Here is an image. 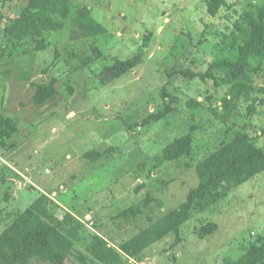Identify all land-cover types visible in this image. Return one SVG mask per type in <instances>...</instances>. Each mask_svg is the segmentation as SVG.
<instances>
[{"label": "rangeland", "instance_id": "obj_1", "mask_svg": "<svg viewBox=\"0 0 264 264\" xmlns=\"http://www.w3.org/2000/svg\"><path fill=\"white\" fill-rule=\"evenodd\" d=\"M72 1L88 6L107 32L72 40L64 27L46 33V47L37 49L31 38L13 40L5 31L27 0H0V118L16 123L0 143V174L9 177L0 196V233L12 214L28 209L42 192L60 202L56 215L72 211L90 231L119 244L178 208L199 184L197 164L219 146L248 133L264 147V57L251 58L250 90L226 120L209 109L213 104L222 112L230 94L231 85L221 80L225 67L213 69L218 84L184 73L235 60L246 14L264 0ZM93 47L105 58L94 59ZM140 48L137 67L107 80L111 57L127 59ZM51 83L55 95L36 104L38 85ZM191 98L201 105L190 108ZM166 101L172 112L144 124ZM188 132L189 155L157 160ZM90 150L101 156L90 159ZM6 190L12 194L8 202L2 198ZM259 238L264 240V171L195 214L181 227L179 241L169 234L140 261L125 258L123 264H225L226 257L237 259ZM87 248L77 240L65 264H81L77 255Z\"/></svg>", "mask_w": 264, "mask_h": 264}, {"label": "trees", "instance_id": "obj_2", "mask_svg": "<svg viewBox=\"0 0 264 264\" xmlns=\"http://www.w3.org/2000/svg\"><path fill=\"white\" fill-rule=\"evenodd\" d=\"M219 2L227 5L228 0ZM246 21L244 36L238 46L235 60L212 62L206 72H184L190 77L197 76L202 80L213 79L215 84H218L220 78L214 74L213 69L225 67L226 75L221 80L231 85L230 94L222 100V112L213 104L209 106L210 111L222 120L230 116L242 95L250 90L246 68L251 66V58L264 57V2L252 5L246 14ZM64 27L70 28L69 37L72 40L96 37L107 32L106 26L93 16L88 6L76 4L72 0H27L19 13L10 20L5 31L13 40L31 38L36 42L37 49H43L46 47L45 34ZM142 51L140 48L137 55L127 59L111 57L110 64H107L104 70L107 80L117 78L137 67L142 62ZM93 52L94 59L105 58L99 48L93 47ZM55 93L54 83L39 84L33 100L40 105ZM187 104L194 108L200 106L201 102L191 98ZM172 110L173 106L166 101L163 110L150 113L143 123L160 121ZM15 130L16 123L13 119L0 118L1 145H4V140L10 138ZM192 142L190 132L174 139L164 148L157 160L163 162L189 155L193 149ZM86 156L96 160L101 153L90 150L86 152ZM262 171L264 147L257 144L248 133L237 134L197 164L199 184L189 191L186 200L178 208L167 212L135 236L119 244H111L105 236L90 231L85 221L71 211L64 210L62 217H59L56 214L62 206L40 192L28 209L12 214L10 223L0 233V264H29L31 259L49 264H65L74 251L77 240H82L88 247V251L79 252L77 255L81 264H123L125 258L140 261L144 251L163 237L174 234L179 241L181 227L195 214L216 204L234 187ZM8 180L7 175L0 174V196ZM11 197L12 194L8 190L2 194L5 202ZM224 262L264 264V240L257 239L250 243L237 259L226 257Z\"/></svg>", "mask_w": 264, "mask_h": 264}, {"label": "crops", "instance_id": "obj_3", "mask_svg": "<svg viewBox=\"0 0 264 264\" xmlns=\"http://www.w3.org/2000/svg\"><path fill=\"white\" fill-rule=\"evenodd\" d=\"M24 178H26L25 176H24ZM55 201V200H54ZM56 202H59L58 200L56 201ZM60 203V202H59ZM58 204V203H57ZM62 204V203H61ZM63 205V204H62ZM65 208H66V206H65ZM72 212V211H71ZM72 213H74V212H72ZM96 214L97 213H95V212H93V211H91V215H94V217H96ZM93 232H96V233H98L99 235H101L100 233H99V231H97V230H92ZM101 236H103V235H101ZM110 243H111V241H110ZM111 244H113V243H111Z\"/></svg>", "mask_w": 264, "mask_h": 264}]
</instances>
